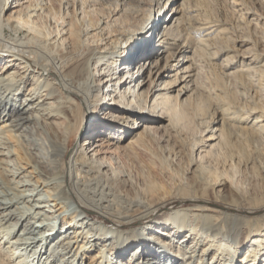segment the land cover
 I'll return each mask as SVG.
<instances>
[{"label": "bare ground", "instance_id": "6f19581e", "mask_svg": "<svg viewBox=\"0 0 264 264\" xmlns=\"http://www.w3.org/2000/svg\"><path fill=\"white\" fill-rule=\"evenodd\" d=\"M231 11L0 0V264H264V12Z\"/></svg>", "mask_w": 264, "mask_h": 264}, {"label": "rangeland", "instance_id": "374dc122", "mask_svg": "<svg viewBox=\"0 0 264 264\" xmlns=\"http://www.w3.org/2000/svg\"><path fill=\"white\" fill-rule=\"evenodd\" d=\"M191 2H192L193 5H196L197 7H199V9H200V11L202 12L203 15L205 14L206 16H209V17H212V18L225 19L228 22V24H230L231 26H234V25L238 24L237 23L238 22L237 19L239 20L241 18V16H239V12H235L234 13V12L231 11L233 0H191ZM245 2L249 6L264 12V0H245ZM259 34H262V33H259ZM204 60H206V66L203 67V74L205 76H207V79H210V78H212L214 76H217V77L219 76L220 77V74H221L220 65L216 64V63H215V65L208 64L210 59L207 58V57H204ZM224 82L226 83L227 87L228 86L232 87V85H233V84H231L232 82H230V81H228L226 79L224 80ZM230 89H232V88H230ZM189 119H190L189 115L186 118L183 117L182 124H184V125L181 124L182 128H184L183 131L187 132V133L188 132H192V130H193V123H192V121H190L191 119L190 120ZM74 137H75V135L73 136V138ZM75 141H76V139H75ZM148 143H150L149 151L143 152V154L142 153L139 154V160L140 161L147 162L148 159H151V157H154V155H152V154L157 151V148H156V146L154 144L156 142L154 140H151ZM126 165L132 168V164L130 162H126ZM157 167L158 166H154L152 168V171L155 174V176L157 177L158 182L163 184L166 187H169V185L171 184V182L173 180L172 179L170 180L168 178H165V177L161 176L160 171L158 170L159 168H157ZM241 184H243V183H241ZM253 185L255 186V184H253ZM255 187H257V186H255ZM13 236L14 235H10L9 237L13 238ZM3 246H5V244ZM0 247H2V245ZM1 250H4V247H2ZM17 255H19V254H17ZM16 262L17 261H15L13 263L15 264Z\"/></svg>", "mask_w": 264, "mask_h": 264}]
</instances>
